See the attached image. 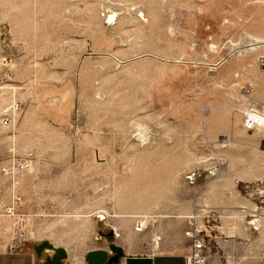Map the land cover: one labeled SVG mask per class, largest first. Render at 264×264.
I'll return each mask as SVG.
<instances>
[{
    "label": "rangeland",
    "instance_id": "obj_1",
    "mask_svg": "<svg viewBox=\"0 0 264 264\" xmlns=\"http://www.w3.org/2000/svg\"><path fill=\"white\" fill-rule=\"evenodd\" d=\"M262 57L264 0H0V250L115 264L196 224L207 264H264Z\"/></svg>",
    "mask_w": 264,
    "mask_h": 264
},
{
    "label": "built area",
    "instance_id": "obj_2",
    "mask_svg": "<svg viewBox=\"0 0 264 264\" xmlns=\"http://www.w3.org/2000/svg\"><path fill=\"white\" fill-rule=\"evenodd\" d=\"M19 107V104H12L9 106V108L2 113L1 124L9 126L13 113L19 110ZM263 124L264 119L261 117L245 115L243 126L247 130L256 129ZM31 158V152H28L18 158H13L11 165L1 167V172L14 178L16 173L23 171L28 166ZM20 203L21 198L19 193H13L11 204L7 208L8 213L14 214ZM184 235L189 240V247L185 255V264H207L210 247L206 242V236L203 229L196 224H192L189 230L185 231Z\"/></svg>",
    "mask_w": 264,
    "mask_h": 264
},
{
    "label": "crops",
    "instance_id": "obj_3",
    "mask_svg": "<svg viewBox=\"0 0 264 264\" xmlns=\"http://www.w3.org/2000/svg\"><path fill=\"white\" fill-rule=\"evenodd\" d=\"M261 110V108H260ZM183 252H160L156 254H124L115 264H185ZM33 252L26 249L19 250H0V264H53L55 254ZM84 257L80 259L82 262ZM67 261V260H65ZM64 260L62 263L67 264ZM72 261V260H71ZM79 260L76 261L81 264Z\"/></svg>",
    "mask_w": 264,
    "mask_h": 264
},
{
    "label": "water",
    "instance_id": "obj_4",
    "mask_svg": "<svg viewBox=\"0 0 264 264\" xmlns=\"http://www.w3.org/2000/svg\"><path fill=\"white\" fill-rule=\"evenodd\" d=\"M43 249V246L37 248V252H41ZM64 258V251L62 249H59L56 251V254L53 257V264H64L61 262V260ZM105 259V253L101 251H93L90 252L86 256V260L89 264H101L103 260Z\"/></svg>",
    "mask_w": 264,
    "mask_h": 264
},
{
    "label": "bare ground",
    "instance_id": "obj_5",
    "mask_svg": "<svg viewBox=\"0 0 264 264\" xmlns=\"http://www.w3.org/2000/svg\"><path fill=\"white\" fill-rule=\"evenodd\" d=\"M261 63L264 64V57H262L261 59ZM222 87V86H221ZM248 108V107H247ZM248 114L251 115V116H256V117H261L262 119H264V111L262 110H259L257 109L256 107L255 108H248ZM259 129L260 128H264V124L260 127H258ZM224 145V144H223Z\"/></svg>",
    "mask_w": 264,
    "mask_h": 264
},
{
    "label": "flooded vegetation",
    "instance_id": "obj_6",
    "mask_svg": "<svg viewBox=\"0 0 264 264\" xmlns=\"http://www.w3.org/2000/svg\"><path fill=\"white\" fill-rule=\"evenodd\" d=\"M116 260L117 259L115 257H107L105 254V259L103 260V262L101 264H103L105 261L112 262V261H116Z\"/></svg>",
    "mask_w": 264,
    "mask_h": 264
}]
</instances>
